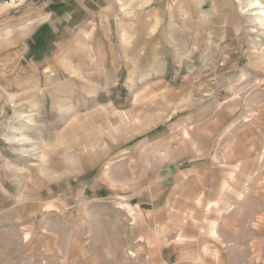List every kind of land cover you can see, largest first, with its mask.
Masks as SVG:
<instances>
[{
	"label": "rangeland",
	"instance_id": "obj_1",
	"mask_svg": "<svg viewBox=\"0 0 264 264\" xmlns=\"http://www.w3.org/2000/svg\"><path fill=\"white\" fill-rule=\"evenodd\" d=\"M101 1L0 4V264H164L149 178L264 174V0Z\"/></svg>",
	"mask_w": 264,
	"mask_h": 264
},
{
	"label": "crops",
	"instance_id": "obj_2",
	"mask_svg": "<svg viewBox=\"0 0 264 264\" xmlns=\"http://www.w3.org/2000/svg\"><path fill=\"white\" fill-rule=\"evenodd\" d=\"M102 5L107 10V0ZM164 171L129 205L147 208L149 254L161 252L164 264H264V174L253 181L245 167L213 165Z\"/></svg>",
	"mask_w": 264,
	"mask_h": 264
},
{
	"label": "built area",
	"instance_id": "obj_3",
	"mask_svg": "<svg viewBox=\"0 0 264 264\" xmlns=\"http://www.w3.org/2000/svg\"><path fill=\"white\" fill-rule=\"evenodd\" d=\"M29 1L30 0H0V4L17 8L26 4Z\"/></svg>",
	"mask_w": 264,
	"mask_h": 264
},
{
	"label": "bare ground",
	"instance_id": "obj_4",
	"mask_svg": "<svg viewBox=\"0 0 264 264\" xmlns=\"http://www.w3.org/2000/svg\"><path fill=\"white\" fill-rule=\"evenodd\" d=\"M257 6L259 5L258 3L256 4ZM257 16H263L264 15V12H258L256 13Z\"/></svg>",
	"mask_w": 264,
	"mask_h": 264
}]
</instances>
